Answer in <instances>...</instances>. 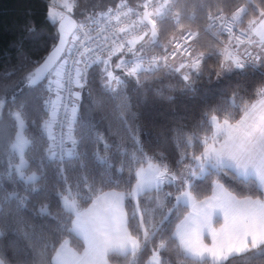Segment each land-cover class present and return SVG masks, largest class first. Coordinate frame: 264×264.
Returning a JSON list of instances; mask_svg holds the SVG:
<instances>
[{
    "label": "snow or ice",
    "instance_id": "6c2138e0",
    "mask_svg": "<svg viewBox=\"0 0 264 264\" xmlns=\"http://www.w3.org/2000/svg\"><path fill=\"white\" fill-rule=\"evenodd\" d=\"M178 5L118 0L85 9L82 19L72 15L77 0L46 5L55 42L35 61L22 59L9 73L19 77L12 96L0 97V237L7 230L23 242L19 264L37 256L44 264H110L112 254L138 258L149 242L147 264L264 256V0ZM205 7L211 51L198 47L200 29L184 28L188 12ZM166 25L179 33L167 45ZM162 69L192 94L205 75L225 81L204 93L190 125L169 130L175 166L164 152L149 154L150 134L130 122L136 114L125 91ZM85 92L90 103H82ZM95 110L106 132L91 119ZM6 205L14 211L6 214ZM0 264L18 262L0 246Z\"/></svg>",
    "mask_w": 264,
    "mask_h": 264
},
{
    "label": "trees",
    "instance_id": "16d2710c",
    "mask_svg": "<svg viewBox=\"0 0 264 264\" xmlns=\"http://www.w3.org/2000/svg\"><path fill=\"white\" fill-rule=\"evenodd\" d=\"M118 0H77V7L73 11L76 19H82V12L85 9L94 11H103L108 7L114 6ZM135 0H133V3ZM186 0H179V7L183 8ZM194 2V0H189ZM239 2V0H237ZM205 4H214L216 0H204ZM230 3V0H229ZM51 0H0V97L9 99L14 87L19 79L18 74L13 76L9 73L17 68L21 60L28 62L35 61L47 51L55 42L57 33L55 27L50 25L45 19L46 5H50ZM207 7L196 9L194 12H188V18L185 19L184 28L196 31L201 30L199 45L202 50H212V41L206 35L203 29L207 25L206 14ZM29 25L35 26V32L27 31ZM173 33L169 26H165V31L161 37V44L167 45L169 38ZM223 38V37H222ZM160 53V49L156 50ZM174 64V62H169ZM212 61H209L211 64ZM119 71V70H117ZM255 80V77L252 78ZM212 82L208 83V77L199 80L195 87L198 90L195 94L186 92L183 88V81L178 76L167 73L166 70H160L155 75L144 77V87L137 92H132L131 87L126 89L131 97V112L136 114L135 120L130 122L139 124L143 132L150 134V138L145 141L146 147L150 150L149 154L164 152V154L173 162L177 157V150L170 139V129L178 123L191 124L194 117H198L205 106L204 93L213 88L221 87L225 81L219 83L216 77L211 78ZM247 87L251 88L248 84ZM229 93L231 89L228 90ZM91 96L97 98L101 96L99 86L95 83L92 85ZM168 96L173 99H167ZM88 93H84L82 103H90L87 99ZM105 99H107L105 97ZM212 101L218 102L216 97H211ZM114 107V104L110 105ZM103 113L95 110L91 114V119L97 122L102 131L107 130L108 121L101 120ZM130 113H126V116ZM35 116V113H33ZM238 118V115H237ZM144 139V136H141ZM30 154L26 155L29 159ZM3 165H0L2 170ZM29 170L34 171L35 166L29 163ZM50 171V170H49ZM126 175V174H125ZM227 183H234L225 178ZM8 186L7 184L5 185ZM121 190V189H117ZM6 214L14 211V205H6L4 208ZM15 242V243H14ZM77 239L72 240L73 246H79ZM23 244L15 234L5 230L3 237H0V246L3 247L6 257L9 260L15 259L19 264L22 253L19 247ZM155 246L154 242H149L147 248L138 255V258L112 254L110 263L112 264H147L151 255V250ZM40 250L37 249V253ZM35 255V254H34ZM172 261H176L174 253L166 254ZM31 264V262H30ZM35 264H44L39 256L35 259ZM231 264H264V256H257L253 253H242L231 258Z\"/></svg>",
    "mask_w": 264,
    "mask_h": 264
},
{
    "label": "built area",
    "instance_id": "2783aa9c",
    "mask_svg": "<svg viewBox=\"0 0 264 264\" xmlns=\"http://www.w3.org/2000/svg\"><path fill=\"white\" fill-rule=\"evenodd\" d=\"M111 7H113V6H111ZM105 10H106V9H105ZM155 54L158 55V54H160V53H158V52L156 51ZM113 59L115 60L116 57H114ZM178 60H179V57H177L176 60H170L169 62H178ZM54 131H58V129H54Z\"/></svg>",
    "mask_w": 264,
    "mask_h": 264
},
{
    "label": "rangeland",
    "instance_id": "374dc122",
    "mask_svg": "<svg viewBox=\"0 0 264 264\" xmlns=\"http://www.w3.org/2000/svg\"><path fill=\"white\" fill-rule=\"evenodd\" d=\"M58 2H59V0H58ZM62 10V9H61ZM174 63H177V62H174Z\"/></svg>",
    "mask_w": 264,
    "mask_h": 264
},
{
    "label": "crops",
    "instance_id": "0c3cea01",
    "mask_svg": "<svg viewBox=\"0 0 264 264\" xmlns=\"http://www.w3.org/2000/svg\"><path fill=\"white\" fill-rule=\"evenodd\" d=\"M59 10V9H58ZM242 254V253H241ZM110 264H112V263H110Z\"/></svg>",
    "mask_w": 264,
    "mask_h": 264
},
{
    "label": "water",
    "instance_id": "95a60500",
    "mask_svg": "<svg viewBox=\"0 0 264 264\" xmlns=\"http://www.w3.org/2000/svg\"><path fill=\"white\" fill-rule=\"evenodd\" d=\"M73 15V14H72ZM74 17V16H73ZM75 18V17H74Z\"/></svg>",
    "mask_w": 264,
    "mask_h": 264
}]
</instances>
